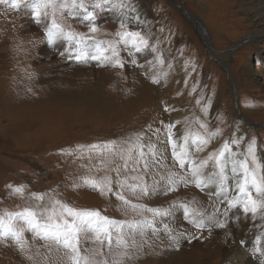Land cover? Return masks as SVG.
<instances>
[{"label": "rangeland", "instance_id": "rangeland-1", "mask_svg": "<svg viewBox=\"0 0 264 264\" xmlns=\"http://www.w3.org/2000/svg\"><path fill=\"white\" fill-rule=\"evenodd\" d=\"M175 1L57 0L37 23L32 0H0V220L22 232L19 241L0 235V264H113L106 253L125 240L124 221L129 234L159 232L146 225L156 215L149 202L171 187L202 189L198 172L206 186L209 175L224 179L225 145L264 184V35L241 0ZM53 20L64 35L49 41ZM122 32L147 45L126 46ZM169 128L178 144L189 138L183 167L172 146L158 150ZM196 137L207 141L199 150ZM182 198L193 213L185 205L195 199ZM65 207L99 213L88 219L102 230L82 227L76 251L10 220L30 209L41 224H79Z\"/></svg>", "mask_w": 264, "mask_h": 264}, {"label": "bare ground", "instance_id": "bare-ground-1", "mask_svg": "<svg viewBox=\"0 0 264 264\" xmlns=\"http://www.w3.org/2000/svg\"><path fill=\"white\" fill-rule=\"evenodd\" d=\"M231 5L228 12L233 15L232 12L235 10H232ZM241 7L245 19L258 29L259 34L264 35V0H241ZM197 25L201 29L202 25L200 23ZM248 35L252 38L254 34L250 32ZM252 69L253 66L248 67L252 72L251 77L259 82L258 72ZM99 97L96 96L91 102L100 105L102 99ZM181 139L180 137L177 143H180ZM157 147L159 151H169L171 143L168 136L161 140ZM232 151L234 150L230 148L223 149L224 155L220 157L224 179L209 175L206 186L207 175L198 172L195 176L197 180L203 181L202 189L194 186L171 187L169 192L164 191L163 198L149 202L148 205L160 210V214L148 218L146 225L149 229H157L159 232L145 229L140 235L134 232L129 234L128 232L133 229L132 221H124L122 234L125 235V240L119 242V249L113 251L109 249L106 253L113 260V264H262L264 208H258L254 214L251 212L247 214L242 203H232L241 195L236 185L238 180L243 179L240 162L244 161V156L239 157ZM234 168L236 171H233ZM162 171H159L160 176L156 179L161 178ZM172 185L167 183V186ZM248 187L252 198L260 201L261 196L251 185ZM151 192L153 193V188ZM206 192L208 196L204 195ZM148 195L150 199L151 195ZM183 196L195 199L191 206L189 202L185 205L190 207L193 213L182 211ZM169 223L174 226L170 227ZM195 225L206 226L207 230H197ZM169 236L171 238L167 240ZM257 236L261 237L260 245L255 243ZM257 247L260 248L258 252L254 251Z\"/></svg>", "mask_w": 264, "mask_h": 264}, {"label": "snow or ice", "instance_id": "snow-or-ice-1", "mask_svg": "<svg viewBox=\"0 0 264 264\" xmlns=\"http://www.w3.org/2000/svg\"><path fill=\"white\" fill-rule=\"evenodd\" d=\"M17 0H13V6H16ZM67 0H62L61 6H65ZM57 4V0H32V8H33V16L37 23L41 22V10L43 8L55 7ZM73 4H75V0H73ZM82 6V5H81ZM91 17V13L88 14ZM92 31H95V27L92 28ZM64 35L63 30L55 23V20L52 21L51 26L47 29V39L52 41L56 39L58 36ZM71 36V33L67 34ZM118 36L121 38V42H123L126 46L133 45L140 50V45H147V41L143 39L138 33L133 32H122L117 33ZM139 42V43H138ZM168 141L171 143L172 146V154L178 160L180 165L183 167L185 165V157L188 155V152L185 148V145L188 144L189 138L186 136L184 137L185 145H180L177 142L173 141L171 128H169L168 134ZM193 144L196 145L197 150H199V146L201 144L207 143L206 140H203L200 137L194 138L192 141ZM97 147V146H92ZM107 147V146H106ZM143 147V146H141ZM225 149H227V145H225ZM252 152V148L249 149ZM224 155V152L220 153V156L217 157V165L220 166L221 173L223 174L224 168L221 165L220 157ZM141 156H143V152L141 151ZM253 160H255V156L253 154ZM240 167L243 171V179L238 180L237 188L239 189V193L241 194L239 199H234L232 201L233 204L239 202L242 203L244 206V212L248 213H256L258 208H264V184L258 183L255 175L250 173L249 168L247 167V161L240 162ZM233 171H236L234 168ZM249 185L255 189L256 193L261 196V200L257 201L252 198V193L249 190ZM16 193H21L23 191L22 188L17 187L13 190ZM35 195V194H34ZM120 199H123L121 196ZM65 211L68 215L78 217L80 223L77 224L75 221L69 222L68 220H64L63 223L57 222L53 220L50 216L49 220L52 221L51 223L41 224L37 218L36 213L30 209H25L22 213L10 214V220L15 219L18 222H22L27 225L29 231L34 232L39 238L42 239H51L57 243H62L64 247L71 248L73 251H76V245L72 242L73 239L76 237L77 232L83 228H87L91 225H95V231L99 233L102 230L101 226L96 223L95 220H89V217H99V213L93 212H76L73 209L65 207ZM149 211H153L156 214H160L158 209H149ZM106 219V218H100ZM221 227L223 225H220ZM0 228L3 230L0 231V235L5 237L11 236L12 238L19 241L22 236V232H17L14 228L11 227L10 224H6L3 220H0ZM243 243V241H242ZM256 245H260L261 237L257 236ZM254 251H260V248L257 247ZM75 264H79L77 260ZM264 264V262H262Z\"/></svg>", "mask_w": 264, "mask_h": 264}, {"label": "water", "instance_id": "water-1", "mask_svg": "<svg viewBox=\"0 0 264 264\" xmlns=\"http://www.w3.org/2000/svg\"><path fill=\"white\" fill-rule=\"evenodd\" d=\"M173 1L179 6V4H178L175 0H173ZM179 7H180V6H179ZM188 15H190V14H188ZM190 16H191V15H190ZM191 17H192V16H191ZM203 41H204V43H205V40H203ZM205 45H206V44H205ZM233 86L235 87V85H233ZM235 88H236V87H235ZM239 113H240V112H239ZM241 116H242V115H241ZM241 118L244 119V120L246 119V118H244V116H242ZM246 121L249 122V123H251V124H254V122H251V121L248 120V119H247Z\"/></svg>", "mask_w": 264, "mask_h": 264}]
</instances>
